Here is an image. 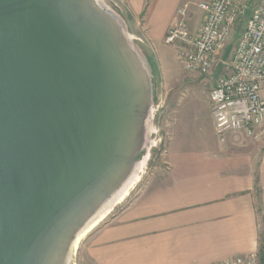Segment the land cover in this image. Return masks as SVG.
Instances as JSON below:
<instances>
[{"label": "water", "instance_id": "water-1", "mask_svg": "<svg viewBox=\"0 0 264 264\" xmlns=\"http://www.w3.org/2000/svg\"><path fill=\"white\" fill-rule=\"evenodd\" d=\"M152 100L99 0H0V264L68 263L135 171Z\"/></svg>", "mask_w": 264, "mask_h": 264}, {"label": "crops", "instance_id": "crops-1", "mask_svg": "<svg viewBox=\"0 0 264 264\" xmlns=\"http://www.w3.org/2000/svg\"><path fill=\"white\" fill-rule=\"evenodd\" d=\"M209 0H125L128 16L143 22L152 45H161L180 19L177 9L202 24L198 3ZM186 16L187 26H191ZM200 24V25H201ZM192 25L196 33L199 26ZM188 26V27H189ZM179 112L165 150V173L89 233L85 251L94 264H212L259 254L264 232V139L243 132L219 141L208 129V96ZM203 94V95H202ZM193 104V103H192ZM210 135L212 143L203 137Z\"/></svg>", "mask_w": 264, "mask_h": 264}, {"label": "built area", "instance_id": "built-area-1", "mask_svg": "<svg viewBox=\"0 0 264 264\" xmlns=\"http://www.w3.org/2000/svg\"><path fill=\"white\" fill-rule=\"evenodd\" d=\"M198 7L204 19L194 36L189 34L184 5L177 9L180 19L168 29L164 41L178 46V58L187 72H217L208 101L218 140L243 132L260 142L264 139V0H209ZM241 22L244 29L224 61L231 30ZM256 260L251 252L212 264H255Z\"/></svg>", "mask_w": 264, "mask_h": 264}, {"label": "rangeland", "instance_id": "rangeland-1", "mask_svg": "<svg viewBox=\"0 0 264 264\" xmlns=\"http://www.w3.org/2000/svg\"><path fill=\"white\" fill-rule=\"evenodd\" d=\"M99 1L106 9L115 13L122 20L129 42L144 58L151 72L153 100L146 124V141L137 158V163L144 159L146 162L139 172L140 179L133 185L128 195L113 206L109 213L82 237L77 248L71 253L67 264H94L88 258L84 247L87 235L143 192L149 183H160L165 173V150L173 134L171 129L176 115L179 112L189 110L191 105H198L201 109L202 101L198 104V100L195 99L201 93H195V86L199 87L205 96H208L217 78V72L209 75L187 72L178 58L177 45L166 44L165 41L158 46L152 45L144 23H134L128 16L129 7L125 0ZM187 18H189L191 25H188L189 34L192 37L195 34L194 29L191 30L192 25H200L201 23L192 14ZM243 29L244 22L237 23L232 28L226 47L236 42ZM208 129L213 130L212 120H210ZM203 137L206 138L205 141L212 143V136L210 137L209 134L203 132ZM256 256L255 264H259V254L257 253Z\"/></svg>", "mask_w": 264, "mask_h": 264}, {"label": "bare ground", "instance_id": "bare-ground-1", "mask_svg": "<svg viewBox=\"0 0 264 264\" xmlns=\"http://www.w3.org/2000/svg\"><path fill=\"white\" fill-rule=\"evenodd\" d=\"M145 159L142 161H139L136 165L135 171L133 172L132 176L129 178L127 183L123 186V188L119 191V193L113 197L110 202L90 221V223L77 235V238L75 239L73 245H72V252L74 249L77 248L79 241L84 237L92 228H94L98 222H100L111 210L113 206L118 204L120 201H122L129 193L130 189L133 187V185L138 181L139 178V172L141 171Z\"/></svg>", "mask_w": 264, "mask_h": 264}, {"label": "trees", "instance_id": "trees-1", "mask_svg": "<svg viewBox=\"0 0 264 264\" xmlns=\"http://www.w3.org/2000/svg\"><path fill=\"white\" fill-rule=\"evenodd\" d=\"M264 235V232H263ZM261 236V245L259 248V264H264V238Z\"/></svg>", "mask_w": 264, "mask_h": 264}]
</instances>
